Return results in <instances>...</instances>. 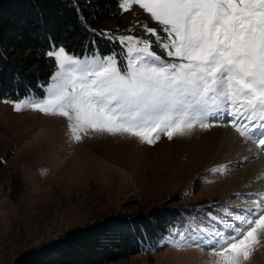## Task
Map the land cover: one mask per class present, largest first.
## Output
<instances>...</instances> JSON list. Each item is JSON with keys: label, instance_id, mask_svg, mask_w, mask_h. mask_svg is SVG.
I'll list each match as a JSON object with an SVG mask.
<instances>
[{"label": "snow or ice", "instance_id": "1", "mask_svg": "<svg viewBox=\"0 0 264 264\" xmlns=\"http://www.w3.org/2000/svg\"><path fill=\"white\" fill-rule=\"evenodd\" d=\"M134 5L150 14L159 32L147 24L141 37L89 29L121 48L84 59L53 45L46 55L58 70L45 96L2 102L16 112L65 118L73 143L109 136L153 145L162 136L172 141L224 123L264 151V0H118L121 12ZM252 205L209 213L222 227L173 233L169 243L207 249L217 264H245L264 235V194Z\"/></svg>", "mask_w": 264, "mask_h": 264}, {"label": "rangeland", "instance_id": "2", "mask_svg": "<svg viewBox=\"0 0 264 264\" xmlns=\"http://www.w3.org/2000/svg\"><path fill=\"white\" fill-rule=\"evenodd\" d=\"M118 12L99 23L101 31L141 37L142 26L147 24L159 32L150 14L138 5L127 12L118 6ZM52 46L43 52L51 70L43 93L0 98V264H16L22 253L103 216L143 213L168 201L190 211L183 212L186 215L180 229L170 227L154 250L104 264H217L219 258L207 249L178 250L169 241L173 233L193 234L198 229L222 227L209 213L216 216L225 209L238 212L253 206L252 198L264 194V169H258L259 178H263L261 187L258 181L250 184V176L244 174L254 163L264 166V151L258 149L250 157L237 155L244 148L238 143L250 142L238 135L234 138L237 144L218 151L222 144L218 133L225 127L222 123L207 129L196 127L190 136L172 141L162 136L153 145L109 136L70 142L65 118L31 109L16 112L12 104L2 102L45 96V88L58 70L54 57L46 55ZM153 51L170 59L159 48ZM70 54L81 59L97 55ZM213 168L225 170L213 173ZM260 241L245 264H264V235Z\"/></svg>", "mask_w": 264, "mask_h": 264}, {"label": "trees", "instance_id": "3", "mask_svg": "<svg viewBox=\"0 0 264 264\" xmlns=\"http://www.w3.org/2000/svg\"><path fill=\"white\" fill-rule=\"evenodd\" d=\"M118 13V0H0V98L43 93L51 72L43 52L50 45L78 56L119 52V43L89 30L100 32L99 23ZM171 204L103 216L22 253L16 264H104L154 250L170 227L180 229L183 212L190 213Z\"/></svg>", "mask_w": 264, "mask_h": 264}, {"label": "bare ground", "instance_id": "4", "mask_svg": "<svg viewBox=\"0 0 264 264\" xmlns=\"http://www.w3.org/2000/svg\"><path fill=\"white\" fill-rule=\"evenodd\" d=\"M222 124H224V123H222ZM224 126H225V124H224ZM223 128H224V130L220 129L221 131L218 133V141L220 143H222L219 146L218 151L221 149V147L227 146L228 144H233V145L237 144L236 141L234 140V138H236V136L238 134H236L234 132V130L231 127V125H230V128H228V126H225ZM239 141H240V139H239ZM249 141L251 142V140H249ZM250 142L249 143H245L243 141H240L238 143V145H241V143H242L244 145V148H242L241 152H239L237 155H239L241 153H244L246 157H250L251 155H254L259 148L257 147L256 143H254L253 145H250ZM259 164H261V163H259ZM262 166L263 165H256V163H254V164H252L250 169H246V172H245L244 175L250 176V179H251V183L250 184H254V183H256L258 181V182H260V186L259 187H261L263 178L262 179L259 178V176H260L259 175L260 174L259 171L260 170H258V169H264V166L263 167ZM263 172H264V170H262V173ZM253 174H255V175H253ZM252 175H253V177L251 178ZM257 189H259V188H257Z\"/></svg>", "mask_w": 264, "mask_h": 264}]
</instances>
